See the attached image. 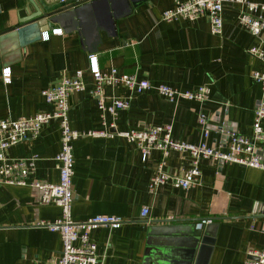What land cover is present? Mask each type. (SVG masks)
Masks as SVG:
<instances>
[{
	"label": "crops",
	"instance_id": "1",
	"mask_svg": "<svg viewBox=\"0 0 264 264\" xmlns=\"http://www.w3.org/2000/svg\"><path fill=\"white\" fill-rule=\"evenodd\" d=\"M174 1L96 0L46 24L48 37L43 30L20 44L9 28L34 8L29 0H0V118L51 109L41 89L80 68L85 87L69 96V123L81 131L104 127L91 95L88 54L95 53L102 70L116 67L179 89L210 86L201 103L169 100L152 88L131 92L119 83L103 84L107 99L129 97L127 107L106 113L110 129L171 122L175 138L196 143L204 138L197 120L203 109L209 127L205 141L228 150L231 134H248L255 107L264 104V84L252 77L263 65L247 50L264 46V28L260 38L248 32L238 19L244 4L237 2L223 4L221 33L211 32L206 16L163 19L161 11ZM256 146L264 161V142ZM59 149L60 127L53 118L37 136L11 145L7 156L37 154L29 176L56 181ZM73 153L71 217L123 218L118 226L89 230L96 264H244L249 248H264V168L201 157L199 183L187 189L163 183L150 191L149 178L162 157L158 149L143 159L140 148L122 135L82 134L73 141ZM189 164L188 152L170 150L164 167L179 173ZM143 206L148 211L141 215ZM60 214L59 205L41 201L36 187L0 182V264L50 263L61 250V237L40 221Z\"/></svg>",
	"mask_w": 264,
	"mask_h": 264
},
{
	"label": "built area",
	"instance_id": "2",
	"mask_svg": "<svg viewBox=\"0 0 264 264\" xmlns=\"http://www.w3.org/2000/svg\"><path fill=\"white\" fill-rule=\"evenodd\" d=\"M226 2L244 4V7L239 11V22L253 36L260 38L264 28V0L262 2L176 0L161 11V17L166 20H173L206 16L210 22L211 32L221 33L223 4ZM52 30V32H57L60 31V28H53ZM43 37H48L46 30L43 31ZM247 50L262 62V69L253 70L252 77L264 84V46L254 44L249 46ZM88 70L94 79L91 95L96 99L104 127L81 131L72 128L69 123V96L72 92L82 90L85 87L83 69L80 68L76 69L72 75H63L57 82L41 89V94L45 102L51 105V109L39 110L28 116L0 118V182L32 185L40 191L42 202H52L61 208V214L56 219L40 221V224L58 230L62 242L61 250L48 264H96L98 261L97 245L91 239L89 230L99 224L115 227L123 222V218L115 214H95L80 221L71 217V183L74 173L73 141L82 134L91 136L122 135L140 148L143 159L148 156L152 149H158L162 157L149 178L148 188L150 191H154L159 184L163 183H171L184 189L199 183L201 176L199 160L201 157H211L219 161H232L264 168V161L256 146L257 141L264 142V124L262 123L264 104L262 101L254 109L251 131L248 134L232 133L228 150L222 151L208 145L204 139L209 134V127L207 114L203 109L199 110L197 120L204 138L196 143L175 138L171 122L149 125L143 128L131 127L113 130L105 124L106 113L114 115L119 108L127 107L129 97L111 96L107 99L102 89L103 84L119 83L126 86L131 92H142L152 88L169 100L182 97L201 103L209 98V84L203 83L195 88L179 89L163 82L152 83L147 78H138L134 73L119 72L116 67L102 70L95 53L88 54ZM53 118L58 119L60 127V149L55 155L58 179L48 181L35 176L31 178L29 174L35 169L37 154L8 157L7 150L11 145L25 138L37 136L43 124ZM170 150L188 152L190 154L188 168L179 173L167 171L164 164L166 155ZM147 211L148 208L143 206L141 215L146 214ZM207 220L210 221V218L202 219V221ZM244 264H264V248H249Z\"/></svg>",
	"mask_w": 264,
	"mask_h": 264
},
{
	"label": "water",
	"instance_id": "3",
	"mask_svg": "<svg viewBox=\"0 0 264 264\" xmlns=\"http://www.w3.org/2000/svg\"><path fill=\"white\" fill-rule=\"evenodd\" d=\"M96 0H29L33 10L29 15L19 20V23L9 28L11 34L15 35L19 43L29 40V36L41 35L46 24L56 21L60 22L67 16L77 12L83 5L93 3ZM99 1V0H98ZM31 31L30 33H27ZM210 220H212L210 218ZM202 223L200 224V226ZM197 227V228H200Z\"/></svg>",
	"mask_w": 264,
	"mask_h": 264
}]
</instances>
